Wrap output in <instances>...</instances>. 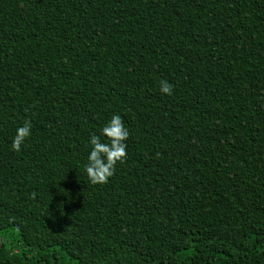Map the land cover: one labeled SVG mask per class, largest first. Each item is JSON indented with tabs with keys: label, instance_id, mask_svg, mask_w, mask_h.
Here are the masks:
<instances>
[{
	"label": "trees",
	"instance_id": "1",
	"mask_svg": "<svg viewBox=\"0 0 264 264\" xmlns=\"http://www.w3.org/2000/svg\"><path fill=\"white\" fill-rule=\"evenodd\" d=\"M0 264H264V0H0Z\"/></svg>",
	"mask_w": 264,
	"mask_h": 264
},
{
	"label": "clouds",
	"instance_id": "2",
	"mask_svg": "<svg viewBox=\"0 0 264 264\" xmlns=\"http://www.w3.org/2000/svg\"><path fill=\"white\" fill-rule=\"evenodd\" d=\"M172 87L167 81H161L159 90L161 94L169 96L172 94ZM32 128L33 124L29 119H25L23 124L16 128L15 135L11 138V150H21L26 140L31 137ZM128 138L129 131L119 115H113L98 135H89V151L83 171L91 185H105L114 176L117 166L123 164L126 159Z\"/></svg>",
	"mask_w": 264,
	"mask_h": 264
}]
</instances>
